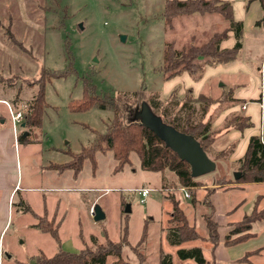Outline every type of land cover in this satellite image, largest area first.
I'll return each instance as SVG.
<instances>
[{"label":"rangeland","instance_id":"374dc122","mask_svg":"<svg viewBox=\"0 0 264 264\" xmlns=\"http://www.w3.org/2000/svg\"><path fill=\"white\" fill-rule=\"evenodd\" d=\"M229 1L243 23L242 49L234 63L241 64V72H245V68L251 70V76L245 72L251 81L244 82L241 73L230 78L216 74L206 86L201 87L199 82L202 78L195 80L189 74L187 78L180 74L175 76L177 78L165 79L160 69L163 51L167 41H172L174 48L180 50L191 43L204 42L215 31H225L228 24L219 15L182 14L173 19L170 29L163 16L165 0H0V75L19 79L15 88L0 83V95L14 92L15 98L18 94L19 102L27 103L35 88L23 84L18 92L21 80L54 72L45 82L46 106L39 127L30 132L33 141L17 139V151L24 183L38 188L30 195H75L76 206L69 212L63 230H58L60 239H65L61 246L63 250L79 252L73 244H81V239L88 246L92 245V238L99 242H104L106 238L117 241L124 226L127 227L129 244L135 246L147 226L142 250L144 264H159L160 250L173 254L176 250L165 240L167 229L172 226L170 195L179 201L189 223L198 231L200 239L194 241L205 242L203 245L209 250L213 247L208 242V231L205 230L196 198L218 189L222 195H233V201L242 199V210L251 211L252 203L260 195L263 206L257 204L256 211L264 215V182L240 186L229 183L235 180L234 173L238 172L239 166L238 160L232 162L229 158L233 151L234 155H240L241 147L237 149L236 144L226 142L225 135H219L215 141L214 134L211 135L210 146L205 153L215 161L216 168L197 177L200 186L195 190V200L184 196L182 189L192 194L187 187H180L174 173L143 170L134 154L131 156L132 165L117 173H113L116 165L113 153L106 151L95 154L94 171L87 159L75 178L69 176L67 181H63L60 177V183L52 178L56 173L65 171L73 176L71 170L61 171L58 167L70 161L69 152H80L82 147L95 141L97 133L106 132L113 118L114 105L111 103L120 101L119 96L123 93L142 91L143 105L170 128L172 135L187 142L188 135L180 129L187 120L190 124L198 123L203 109L211 114L219 105L224 106L219 102L221 100L226 105L235 103L231 92L226 95L230 85L245 83L244 87L253 95L261 92L264 97V6L260 0ZM7 29L17 44L8 39ZM57 72L64 75L55 77ZM86 81L99 99L88 110L73 111L69 104L83 96ZM218 81L223 82L221 88L224 90L219 88L221 83ZM190 96L192 98L188 99ZM129 116L131 121L142 122V106H135ZM241 121L239 116L231 117L225 125L234 126ZM252 122L251 131L261 133L264 138V121L260 123L258 111L253 112ZM25 131V128L17 126L18 135L23 136ZM220 152L223 155L218 157ZM35 172L40 173L42 178ZM54 187L70 189L65 192L47 189ZM142 188L150 189L143 201L138 192ZM16 195L14 202L18 208L21 202L19 194ZM81 200L83 205L79 204ZM213 205L220 233L223 231L224 205L218 194ZM92 206L101 210L103 219L96 221L90 216ZM127 207L129 211H126ZM32 210H41L35 199ZM240 212L237 209L234 218L239 219ZM19 217L20 214H14L12 226L4 235V250L12 248L21 262L38 248L52 254L56 248L52 237L46 233L35 234L32 230H19ZM32 218V214L27 212L23 221L29 223ZM46 220L51 219L47 217ZM260 223L264 225L263 221ZM255 228V235L230 247L231 260L264 247V227L256 225ZM21 235L26 241L18 244ZM191 242L186 241L182 245ZM123 252L134 260L129 246H124ZM175 264H180V261L175 260Z\"/></svg>","mask_w":264,"mask_h":264},{"label":"trees","instance_id":"16d2710c","mask_svg":"<svg viewBox=\"0 0 264 264\" xmlns=\"http://www.w3.org/2000/svg\"><path fill=\"white\" fill-rule=\"evenodd\" d=\"M264 6V0H260ZM198 13L200 15H219L227 24V28L223 32L215 31L204 42L191 43L180 50L174 48L172 41L165 43L163 51V64L161 71L165 79H170L183 72L188 73L195 80L201 79L206 65H228L237 61L240 57L242 49V34L243 23L236 20L233 14V6L230 1L224 0H165L163 16L165 24L168 28H172V21L175 17L182 14ZM217 26H215L216 29ZM228 32L234 36L235 43L230 48H221V42L228 38ZM6 35L10 41L17 44L13 35L6 30ZM45 72L37 78L23 79L20 82V92L23 84L35 88V93L26 103L23 110V120L27 135H18L19 139H28L30 132L39 127L41 117L46 106L44 86L47 79L53 75L54 72ZM56 73V72H55ZM64 75L62 72H57L55 77ZM0 83L6 84L10 88H15L19 83L17 77L5 78L0 75ZM18 94L16 96L18 100ZM192 98L191 96L188 99ZM99 96L94 95L93 87L86 81L84 84L83 96L80 99L72 101L69 107L73 111H85L95 104ZM120 101L115 100L113 104V118L107 125L106 132L96 134L95 141L89 146L81 148L80 152H69L70 161L59 170H71L73 176L80 172L82 163L85 160L91 162L92 171L96 168L95 154L97 152L106 153L111 151L116 161L113 173L122 171L125 166L132 165L131 156L134 154L139 159L141 169L152 172L163 173L164 171H171L178 179L180 187H187L192 195L190 197L195 200V190L200 186L199 180L190 174V167L188 163L181 160L178 155L165 143L159 139L153 130L142 122L130 120V111L135 106L143 105L142 91H135L132 93H123L119 96ZM196 101V100H195ZM193 107H191V110ZM206 113L203 109L202 114ZM202 115V117H203ZM241 118V117H240ZM243 123L239 124V129L251 126L248 118H241ZM21 123V124H22ZM21 124L19 127H21ZM180 127V126H179ZM180 129L188 136L194 138L199 144L200 148L205 152L211 142L212 133L209 132V123L203 122V119L196 123L190 124L187 120L185 125ZM223 155L222 152L217 156ZM238 172L239 178L230 181V184H246V183H261L264 182V141L259 135H252L249 138L248 145L243 157L239 160ZM211 191L205 196L203 202L209 209L203 215V220L208 231V241L215 248L220 243V238L217 229V222L213 220V209L208 201ZM172 204L171 227L167 229L165 240L172 247L176 249V256L180 260L192 259L197 264H213L209 263L202 254L201 248L192 246L189 248H182L181 245L186 241H194L200 239V235L195 226L190 224L187 216L180 207V203L173 195L169 196ZM25 212H34L28 205L23 206ZM35 216V215H34ZM37 229L43 233L49 234L55 241L56 248L50 255L43 251H38L35 255L30 256L24 262L19 264H144L142 250L144 248L143 242L146 237V227L142 238L137 245L132 246L127 239V227L124 226L121 230L120 238L117 241H111L108 238L104 242H99L96 238H92V245L83 246L77 253H70L61 248V239L58 232V225L52 220H46L45 217H37ZM264 221V215L256 211V205L249 215L232 224V229L226 235L223 243L226 246H231L242 242L254 234L249 232L252 225L256 221ZM233 235H237L231 239ZM124 246H129L130 253L134 256V260L130 259L129 254L125 255L123 252ZM255 251L246 252L241 258L237 259L238 264H255L250 261V256L254 255ZM33 261V262H32ZM172 256L160 250L159 264H171Z\"/></svg>","mask_w":264,"mask_h":264},{"label":"crops","instance_id":"0c3cea01","mask_svg":"<svg viewBox=\"0 0 264 264\" xmlns=\"http://www.w3.org/2000/svg\"><path fill=\"white\" fill-rule=\"evenodd\" d=\"M224 1H229V0H224ZM233 6V5H232ZM233 14L236 20H240L239 17L236 16L234 9H233ZM241 21V20H240ZM233 34L231 32L228 33V38L223 40L221 42V48H230L234 45V40H233ZM264 63V59L262 60ZM215 66V65H214ZM241 64L238 63H232L228 65H221L217 64L215 67H211L210 65L205 66V71L204 75L199 82V85L201 87L204 85L206 86V83L211 77H216V76H223V77H229V76H236L238 73H241V77H244V82H250L248 80V76L245 75L246 73H249L250 76L252 75L251 70L248 68H245V72L240 71ZM252 69V68H251ZM184 78H187L186 75L188 73L183 72ZM220 74V75H216ZM216 75V76H214ZM178 77V76H177ZM175 77V78H177ZM230 78V77H229ZM174 80V79H173ZM221 83L219 85V88L222 87L223 82L218 81V83ZM256 81H254L255 83ZM243 83V82H242ZM245 83L243 84H236V85H230L227 88V93L226 95L228 96L230 92L232 93V99L234 100L233 105H226L223 100L219 101L221 104L224 106L220 107L218 106L217 109L213 113H208L207 112L203 115L202 119L203 122H208L209 123V132L214 134V141L216 140L219 135H225L227 136V141L226 142H232L236 148L240 149L241 147V153L240 155H230V161L236 162L237 160L239 161L247 148L248 141L250 136L252 135H259L262 137L261 133L258 132H252L251 127L253 125L252 118H253V112L258 111L260 115V123L264 121V97L262 96V93L260 92L258 95H253L247 87H244ZM221 90H224L221 88ZM224 92V91H223ZM196 96V95H195ZM196 98V97H195ZM218 103V102H217ZM261 103L263 104V107L261 108ZM26 105L25 102H19L17 99L14 97V92L9 93V94H3L0 95V264H19V261L17 257H15V252L13 251L12 248L5 249L3 247V238L5 233L11 228L12 223H13V216L14 214H20V217L18 221L20 222L19 224V230H32L35 234H44L41 232L39 229L36 227V220L37 217H49L51 220L55 221L58 223V230H63V227L65 225V221L67 219V216H69V212L72 211V207L76 206L75 202V195H30L29 193L35 192L38 190V188L34 187V185L24 183V177L22 172V166L21 162L18 156V146L19 142H17V139H15L14 136V126L12 124L11 116H10V110L12 111H18V110H24V107ZM245 106V107H243ZM220 107V108H219ZM237 116L241 117L242 119L248 118L249 121L251 122V126L245 127L242 130L239 129V124L243 123L244 120L241 122L236 123V125L232 126L231 124L225 125L227 120H231V117L236 118ZM21 124V123H20ZM264 141V138H262ZM28 141L32 142L31 138V133L28 137ZM56 173V175L52 178L56 183L58 182V179L62 177L63 181H67V178L70 176L72 178H75L72 176L71 173H68L67 171ZM39 177L42 178L40 173ZM65 174V175H63ZM63 175V176H62ZM71 182V181H70ZM239 186L241 184H238ZM47 189H58L60 191H67V189H70L68 187H54V188H47ZM63 189V190H61ZM72 189V188H71ZM76 189V188H75ZM228 192V190H227ZM226 192V193H227ZM18 195L19 203L21 202V205L17 208L15 205V198L16 194ZM225 193V194H226ZM218 194V198L221 197L222 203L224 205V209L222 210L224 214V224L222 225L223 231L219 234L220 238V243L215 247L212 248V250H209L208 246L203 245L205 242L201 243H196V241H193L187 245H181L182 248H189L192 246H198L201 248L203 257L209 262L213 264H238L235 261L231 260L230 257V247L232 246H226L224 245L223 241L226 237V235L230 232L232 229V224L240 221L244 215H249L255 205L259 204V206H263L260 204V195H258L257 200L252 203V209L251 211L247 210L244 211L241 208V204L243 203V200L239 201H233L232 197L233 195H222L221 191L216 189L212 195L209 196L208 201L212 206L213 209V220L214 219V214H215V207L213 205L215 201V196ZM205 196L202 195L197 199V204L200 207V216L203 219V215L209 211V209L206 207V205L203 203L205 202ZM36 200L39 202L41 206V210H32V204L33 200ZM143 199V198H142ZM86 200L88 198L86 197ZM203 201V202H202ZM48 202V203H47ZM82 203H79L83 205V201L81 200ZM85 202V200H84ZM213 202V203H212ZM52 204V208H50V205ZM24 205H28L31 210L34 212V215L32 214L33 218L29 223H26L23 221L24 216L27 214L23 210ZM16 209V210H15ZM237 209H240L241 212L239 213L240 218L236 219L234 218V214L237 211ZM15 211V212H14ZM30 213V212H28ZM262 221V220H261ZM261 221H256L253 223L251 229L249 232L254 233L256 230V225L258 227H264L263 223H260ZM204 222V220H203ZM216 222V221H215ZM264 222V221H263ZM21 228V229H20ZM220 228V225L217 223V229ZM207 232V228L205 229ZM47 234V233H46ZM49 235V234H48ZM255 235V234H254ZM21 240H17L18 244H23L25 243L26 239L25 236L21 235ZM65 239L61 238V246L64 245L63 241ZM71 240V238H70ZM68 240V241H70ZM200 241V240H199ZM74 242V241H73ZM209 242V241H208ZM75 243V242H74ZM81 244L75 245L77 249H82L84 246V243L81 239ZM167 243V242H166ZM210 243V242H209ZM240 243V242H239ZM71 244V245H72ZM168 244V243H167ZM83 245V246H82ZM168 246H170L168 244ZM184 246V247H183ZM172 247V246H171ZM178 247H175L177 249ZM43 251L42 248H38L34 254L31 256L35 255L38 251ZM163 251V250H162ZM256 253L252 256H250V261L255 263V264H264V247L258 248L253 250ZM44 252V251H43ZM45 253V252H44ZM168 253V252H165ZM47 254V253H45ZM172 256L173 253H168ZM50 255V254H47ZM176 258V259H175ZM26 260V259H25ZM24 260V261H25ZM175 260H179L180 264H197L195 261L192 259H186V260H180L176 256V250L175 254H173L172 257V263L175 264ZM23 261V262H24Z\"/></svg>","mask_w":264,"mask_h":264},{"label":"water","instance_id":"95a60500","mask_svg":"<svg viewBox=\"0 0 264 264\" xmlns=\"http://www.w3.org/2000/svg\"><path fill=\"white\" fill-rule=\"evenodd\" d=\"M143 108V121L155 134L161 139L166 146L170 147L181 160L188 163L190 167V174L192 177L197 178L200 175L206 174L215 170L216 163L210 159L207 154L200 148L197 141L188 136V142L181 139L178 136L172 135L170 128L164 124L159 117L154 115L150 110L142 105ZM24 127V123L21 124ZM27 135V131L23 132V136ZM240 173H234V178H239ZM95 215L94 219L99 221L103 219L104 215L98 207H94ZM126 211H129L127 207Z\"/></svg>","mask_w":264,"mask_h":264},{"label":"built area","instance_id":"2783aa9c","mask_svg":"<svg viewBox=\"0 0 264 264\" xmlns=\"http://www.w3.org/2000/svg\"><path fill=\"white\" fill-rule=\"evenodd\" d=\"M243 107H245V106H243ZM262 107H263V104L261 103V108ZM9 110H10V116H11L12 124L14 126V136H15V139H17V137H18L17 126H19L23 120V111L22 110L12 111V109H9ZM182 190L184 192V196L186 198H190L189 193L185 189H182ZM138 192H139L140 196L142 198H144V197L148 196L150 189L142 188V189L138 190ZM142 201H143V199H142ZM94 215H95L94 206H92L91 210H90V216L93 218Z\"/></svg>","mask_w":264,"mask_h":264}]
</instances>
